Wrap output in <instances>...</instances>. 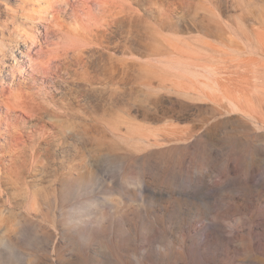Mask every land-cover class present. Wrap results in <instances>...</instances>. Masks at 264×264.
<instances>
[{
	"label": "rangeland",
	"instance_id": "obj_1",
	"mask_svg": "<svg viewBox=\"0 0 264 264\" xmlns=\"http://www.w3.org/2000/svg\"><path fill=\"white\" fill-rule=\"evenodd\" d=\"M66 1L0 0V264H264V0L143 6L95 67L128 2Z\"/></svg>",
	"mask_w": 264,
	"mask_h": 264
},
{
	"label": "bare ground",
	"instance_id": "obj_2",
	"mask_svg": "<svg viewBox=\"0 0 264 264\" xmlns=\"http://www.w3.org/2000/svg\"><path fill=\"white\" fill-rule=\"evenodd\" d=\"M81 0H67L66 2L71 6L79 5ZM88 2V0H83ZM119 0H116L118 2ZM128 3L119 7V9L110 7L108 9H103V12L108 16L102 18L94 23H89V25H84L83 27L76 26L73 32L75 36L70 40V45L72 49H79L81 59L78 61L79 64L85 66H93L104 63V65H114L113 61L106 59L104 61V55L109 54L111 48H119L122 51H129L126 47L132 45L133 38L135 35L136 27L138 25L139 19H146L145 11L140 9L143 6H147L146 10H155L159 8L163 12H159L161 15L167 14L164 8L165 0H126ZM48 8L51 10L49 12L53 13L55 18H58V9L55 7V0H47ZM84 6L91 5L85 3ZM156 7V8H155ZM165 25L171 24L166 18L163 19ZM112 33H120L125 38V42L122 44L118 40H114ZM83 44V45H82ZM88 44H92L89 46Z\"/></svg>",
	"mask_w": 264,
	"mask_h": 264
}]
</instances>
